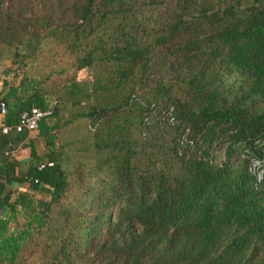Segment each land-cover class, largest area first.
Wrapping results in <instances>:
<instances>
[{
	"label": "trees",
	"instance_id": "16d2710c",
	"mask_svg": "<svg viewBox=\"0 0 264 264\" xmlns=\"http://www.w3.org/2000/svg\"><path fill=\"white\" fill-rule=\"evenodd\" d=\"M0 75V264H264V0H0Z\"/></svg>",
	"mask_w": 264,
	"mask_h": 264
},
{
	"label": "crops",
	"instance_id": "0c3cea01",
	"mask_svg": "<svg viewBox=\"0 0 264 264\" xmlns=\"http://www.w3.org/2000/svg\"><path fill=\"white\" fill-rule=\"evenodd\" d=\"M9 121L5 117V115H0V128L1 127H7L6 122ZM12 129H9L7 132L8 134L5 135V137L8 139V143L5 145V148L3 150V155H7V152H10L9 155L13 158V160L16 162V170L24 171L26 170L30 165H34L35 161L31 157V150L32 153L36 156L41 158L43 155V144L41 140L36 138V130L31 132H26L24 137L20 139L19 135L10 131ZM0 153V158H1ZM10 190L15 192H21L26 190V186L23 185H13L10 187Z\"/></svg>",
	"mask_w": 264,
	"mask_h": 264
},
{
	"label": "built area",
	"instance_id": "2783aa9c",
	"mask_svg": "<svg viewBox=\"0 0 264 264\" xmlns=\"http://www.w3.org/2000/svg\"><path fill=\"white\" fill-rule=\"evenodd\" d=\"M18 75V72H17ZM5 77H2L0 75V81L4 80ZM5 114V107L2 103H0V115ZM46 113L39 111L38 109L31 108L29 111L23 112L19 115L18 117V122L16 125L11 127L15 132H21V131H26V132H31L35 131L37 128V123L38 121L44 117ZM10 128L7 127H1V133L5 134L9 131ZM47 166H51V164H47ZM43 166L40 165L39 168H42ZM251 173L256 177V181L260 182L263 177V169L259 168L258 163L256 161H253L251 164Z\"/></svg>",
	"mask_w": 264,
	"mask_h": 264
},
{
	"label": "rangeland",
	"instance_id": "374dc122",
	"mask_svg": "<svg viewBox=\"0 0 264 264\" xmlns=\"http://www.w3.org/2000/svg\"><path fill=\"white\" fill-rule=\"evenodd\" d=\"M45 58V63H38L37 65H34L32 62L30 65H27L25 68H22L24 74L27 72H35V68H37L36 72L39 70H42L44 72H50L53 71V69H58V67L63 63V55L61 54H56V55H50V54H44L43 56ZM40 59L38 61L40 62ZM16 66V65H15ZM35 72V73H36ZM52 79H57L55 76L52 77ZM15 81H18V79H15ZM35 198H42L44 200H48V196L46 194L43 195H36ZM57 205V204H55ZM42 238L37 237V239L33 242L30 243L29 245V250L28 247L24 249L23 251V256H25L28 259H32L36 256H41V248L39 245L36 243H41ZM36 242V243H35ZM36 262V261H35Z\"/></svg>",
	"mask_w": 264,
	"mask_h": 264
}]
</instances>
